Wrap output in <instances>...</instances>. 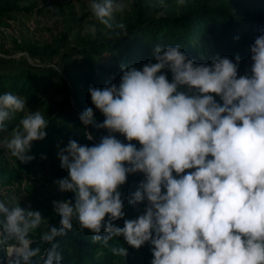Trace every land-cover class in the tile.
Returning a JSON list of instances; mask_svg holds the SVG:
<instances>
[{
	"label": "clouds",
	"instance_id": "9594fccd",
	"mask_svg": "<svg viewBox=\"0 0 264 264\" xmlns=\"http://www.w3.org/2000/svg\"><path fill=\"white\" fill-rule=\"evenodd\" d=\"M90 7L102 25L113 29L112 18L125 4L92 0ZM115 27L127 35L122 23ZM113 35L121 33L109 32L108 38ZM250 53V74L238 75L239 55L197 63L179 44H156L155 63L149 60L141 68L121 63L118 84L89 87L105 119L96 123L91 107L79 119L108 134L93 146L70 139L59 150L68 176L56 183L74 199L54 202L60 227L42 234L41 240L51 244L43 254L29 238L45 220L41 212L14 199L0 200V247L6 252L0 264H62L55 240L73 228L74 219L93 233V242L105 246L120 236L135 249L149 243L151 264H264V32ZM26 106L16 94H0V133L8 132L13 115L24 113L0 141L23 163L34 158L28 154L32 142L44 139L48 126L41 111H26ZM86 136L93 139L91 133ZM137 172L144 179L128 203L146 201L144 212L124 219L121 227L115 223L125 217L118 189ZM111 251L128 254L126 247Z\"/></svg>",
	"mask_w": 264,
	"mask_h": 264
},
{
	"label": "trees",
	"instance_id": "16d2710c",
	"mask_svg": "<svg viewBox=\"0 0 264 264\" xmlns=\"http://www.w3.org/2000/svg\"><path fill=\"white\" fill-rule=\"evenodd\" d=\"M52 1L0 0V24H5V18L10 17L12 12L41 10L51 5ZM176 2L178 0H159V4H151L148 0H132L125 10L114 14L111 21L113 29L99 23L95 26V33L86 35L82 44L75 46L68 57L61 59L56 66L47 64V61L59 53V40L55 44H44L37 41L17 43L16 38L13 39L15 46L25 51L30 61L21 55L17 59H7L14 62L13 65L5 64V60L0 62V94L11 92L26 99V110L39 109L45 115L48 126L45 138L32 142L28 153L34 157L31 161L23 163L11 156L10 165L0 159V200H7L6 191L12 190L23 173H28L40 160L57 167L49 181L67 175L68 171L60 167L59 150L66 147L70 139L81 145L93 146L100 142L101 136L108 134L107 129L85 126L79 119V114L89 107L93 108L96 123L105 119L101 111L94 110L88 97L89 87L103 88L109 82L118 84L122 75L121 63H129L137 68L149 60L155 63L153 47L156 44H179L197 63H210L216 55L228 56L233 60L239 55L238 75H244L246 71L250 74V47L256 37L264 32V0H190L178 9L172 6ZM91 14L90 8L83 17ZM121 23L127 30L126 36L115 27ZM109 32H120L121 35H113L109 39ZM66 36L67 33H64L62 39ZM168 78L171 80L170 72ZM23 115H13L8 121V130L19 125ZM87 133L92 134L91 141L87 139ZM3 135L0 133V139ZM114 135L127 143L123 135ZM132 143L140 147L138 141L133 140ZM143 179L141 172L130 173L118 189L122 193L125 217L115 223L121 227L124 219H135L144 212L146 201L128 203ZM42 182L46 184L43 179ZM63 194L65 200L74 199L72 192ZM28 198L33 200V197ZM46 212V222H42L36 233L29 234L31 246L39 247L41 254L51 247V244L41 240L42 234L51 226L60 227L59 215L50 207ZM101 234L105 233L102 231ZM92 236L90 230H81L74 219L73 228L55 240L62 264H151L152 246L147 242L135 249L120 236L113 237L105 246L103 242H93ZM112 247L128 248L127 256L114 255ZM5 256V250L0 247V260H4Z\"/></svg>",
	"mask_w": 264,
	"mask_h": 264
},
{
	"label": "rangeland",
	"instance_id": "374dc122",
	"mask_svg": "<svg viewBox=\"0 0 264 264\" xmlns=\"http://www.w3.org/2000/svg\"><path fill=\"white\" fill-rule=\"evenodd\" d=\"M148 1L151 4H159V0ZM189 1L184 0L182 4ZM122 2L125 4V10L132 0H122ZM91 3L92 0H54L51 5L41 10L12 12L10 17L5 18L6 23L0 24V62L5 60V64L13 65L15 63L7 59L10 57L17 59L21 55L30 61L25 51L17 48L13 43V39L16 38L17 43L37 41L38 43L55 44L59 40L60 51L48 60L47 64L55 66L57 62L60 64L61 59L68 57L69 52L75 46L79 47L86 35L92 34L93 28L100 23L94 14L83 17V14L91 8ZM175 4L172 6L176 9L182 5L179 0ZM64 33H67V36L62 39ZM88 97L92 103L90 94ZM92 105L96 112L100 111L95 108L93 103ZM37 110L39 109L35 111ZM12 129L5 132L0 141L8 138ZM0 159L12 165L10 152L2 145H0ZM56 168L55 164L49 165L46 160L38 161L28 173H23L12 190L6 191L7 200L14 199L15 203L20 204L21 207L39 210L45 218L43 221L45 223L48 216L47 209L50 207L55 212L54 202L65 200V195L59 190L56 181L67 177L68 174L51 179V181L48 179ZM42 179L46 182L45 185H43ZM28 196L33 197V200L31 201ZM31 233H36V229Z\"/></svg>",
	"mask_w": 264,
	"mask_h": 264
}]
</instances>
